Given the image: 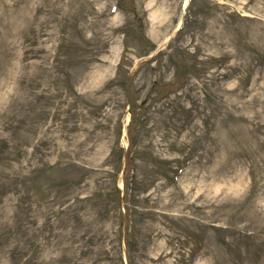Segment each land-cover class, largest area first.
I'll return each mask as SVG.
<instances>
[{"label": "rangeland", "instance_id": "rangeland-1", "mask_svg": "<svg viewBox=\"0 0 264 264\" xmlns=\"http://www.w3.org/2000/svg\"><path fill=\"white\" fill-rule=\"evenodd\" d=\"M0 264H264V0H0Z\"/></svg>", "mask_w": 264, "mask_h": 264}]
</instances>
